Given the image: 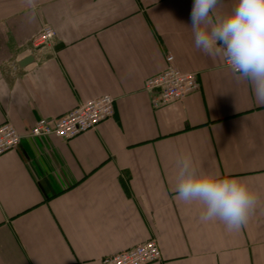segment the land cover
Masks as SVG:
<instances>
[{
	"label": "crops",
	"instance_id": "crops-1",
	"mask_svg": "<svg viewBox=\"0 0 264 264\" xmlns=\"http://www.w3.org/2000/svg\"><path fill=\"white\" fill-rule=\"evenodd\" d=\"M193 2L0 0V124L23 135L0 156V264H102L153 237L162 259L150 264H264V105L220 57L195 48ZM45 24L56 41L21 67ZM167 55L201 87L154 108L159 90L144 85ZM103 94L115 109L96 129L28 135L41 117ZM183 154L257 193L240 231L202 222L200 204L177 198Z\"/></svg>",
	"mask_w": 264,
	"mask_h": 264
},
{
	"label": "clouds",
	"instance_id": "clouds-1",
	"mask_svg": "<svg viewBox=\"0 0 264 264\" xmlns=\"http://www.w3.org/2000/svg\"><path fill=\"white\" fill-rule=\"evenodd\" d=\"M224 0H194L191 31L194 46L220 57L237 82L251 86L256 103L264 105V0H236L221 11ZM174 190L184 203L202 207V222L218 221L228 231H240L255 211L259 197L245 178L198 167L191 155L175 175Z\"/></svg>",
	"mask_w": 264,
	"mask_h": 264
},
{
	"label": "built area",
	"instance_id": "built-area-1",
	"mask_svg": "<svg viewBox=\"0 0 264 264\" xmlns=\"http://www.w3.org/2000/svg\"><path fill=\"white\" fill-rule=\"evenodd\" d=\"M57 31L48 24L32 36L26 45L30 55L38 57L57 39ZM174 56L167 55L166 68L160 73L150 76L145 81V89L151 91L159 88L157 94L152 95V106L161 107L171 101H179L198 91L201 87L197 72L182 71L175 63ZM224 65L226 63L224 62ZM228 67V66H227ZM115 97L103 94L98 97L79 102L64 114L41 117L28 129L29 136H56L64 140L94 130L103 121L111 118L115 109ZM23 135L9 121L0 124V156L15 149L21 142ZM162 252L157 238L139 243L120 253L101 258L102 264H150L160 261Z\"/></svg>",
	"mask_w": 264,
	"mask_h": 264
},
{
	"label": "water",
	"instance_id": "water-1",
	"mask_svg": "<svg viewBox=\"0 0 264 264\" xmlns=\"http://www.w3.org/2000/svg\"><path fill=\"white\" fill-rule=\"evenodd\" d=\"M34 59H35V57H34L33 54H32V55L27 56V57H25L24 59H22V60L20 61L19 65H20L21 67H23V66L27 65V63L33 62ZM157 90H159V88H157ZM158 92H159V91H158Z\"/></svg>",
	"mask_w": 264,
	"mask_h": 264
}]
</instances>
